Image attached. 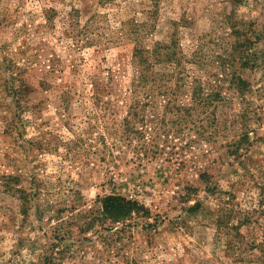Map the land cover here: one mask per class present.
I'll return each mask as SVG.
<instances>
[{
    "label": "rangeland",
    "instance_id": "rangeland-1",
    "mask_svg": "<svg viewBox=\"0 0 264 264\" xmlns=\"http://www.w3.org/2000/svg\"><path fill=\"white\" fill-rule=\"evenodd\" d=\"M136 45L178 56L146 82ZM263 234L264 0H0V264H264Z\"/></svg>",
    "mask_w": 264,
    "mask_h": 264
},
{
    "label": "trees",
    "instance_id": "trees-1",
    "mask_svg": "<svg viewBox=\"0 0 264 264\" xmlns=\"http://www.w3.org/2000/svg\"><path fill=\"white\" fill-rule=\"evenodd\" d=\"M232 17L233 16L231 15L230 19ZM235 27L236 26H234V28ZM240 28L241 27L239 26V31H236L234 35H237V36L246 35L247 36L248 34L244 32V29L242 28L240 29ZM248 44L253 45V42L249 38H245L243 42L236 41L232 46L233 54H231V56L233 57V61L228 60V62H225L222 65L223 66L222 72L224 75L230 77L229 82L231 84V88L234 90V94H237V95L244 94L245 90L247 89V85H248L247 81L243 79L244 69L246 68V66H248L249 62L253 61L256 63L258 61L257 56L248 53V50L246 48L248 47ZM134 52H135L134 54L135 58L138 59L143 66V69H144L143 72L145 74L144 80L146 82H148L147 77L153 74H157L156 72H154V67L157 64H160L163 62V57H165V59L168 58L170 60L171 59L176 60V57L178 56L177 52H174L173 54L172 53H162L159 49L150 51L149 49H146L142 45H136ZM154 53H157V55H154ZM195 81L197 82L196 79ZM106 86L108 85H100L98 84V82L97 83L95 82L94 90L99 95V93H104L106 91V88H108ZM209 89L211 90L210 93L203 96L201 92L203 90L202 87L201 86L197 87L196 85L194 89V93H193V98L196 100L197 104L201 103L204 106H208V107L212 106L216 110L218 109L219 104L223 102L224 98H226L224 93L225 92L227 93V91L224 90V88H218V89L209 88ZM212 114L213 113L206 115V117H208L209 122L216 121V118H215L216 115L212 118L211 117ZM130 130L131 131L128 134L130 139H131L132 134H139V133L140 135L142 134V132L139 131L138 129H130ZM132 137L134 138V136ZM146 154L147 152L144 153V156ZM17 180H18L17 177H13V176L6 177L5 182L3 183V186L9 189H15V187L13 186V183L14 182L17 183L18 182ZM102 202H103L102 204L103 209L100 214L101 215L100 217L102 218L103 222L110 221L112 223H115V222L126 221L127 219L130 218V216H132L134 212H139L142 209V207L137 202L129 200L122 196L108 195L102 200ZM262 238H263L262 242L264 245V234ZM259 246H260V243H259Z\"/></svg>",
    "mask_w": 264,
    "mask_h": 264
}]
</instances>
